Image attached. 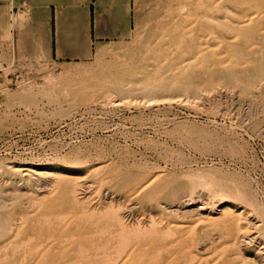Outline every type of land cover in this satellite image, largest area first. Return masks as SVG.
Wrapping results in <instances>:
<instances>
[{"label":"rangeland","instance_id":"rangeland-1","mask_svg":"<svg viewBox=\"0 0 264 264\" xmlns=\"http://www.w3.org/2000/svg\"><path fill=\"white\" fill-rule=\"evenodd\" d=\"M99 46L0 45V264H264V0H140Z\"/></svg>","mask_w":264,"mask_h":264},{"label":"crops","instance_id":"crops-1","mask_svg":"<svg viewBox=\"0 0 264 264\" xmlns=\"http://www.w3.org/2000/svg\"><path fill=\"white\" fill-rule=\"evenodd\" d=\"M137 1L0 0V45L19 62H85L129 37Z\"/></svg>","mask_w":264,"mask_h":264},{"label":"bare ground","instance_id":"bare-ground-1","mask_svg":"<svg viewBox=\"0 0 264 264\" xmlns=\"http://www.w3.org/2000/svg\"><path fill=\"white\" fill-rule=\"evenodd\" d=\"M232 2H233V1H232ZM20 168H21V167H20ZM17 169H18V168H17ZM30 169H31V168H30ZM24 170H26V169L24 168ZM31 170H32V169H31ZM16 171H17V170H16ZM18 171H21V170L18 169ZM238 214H239V213H238ZM240 214H241V213H240ZM239 217H240V215H239Z\"/></svg>","mask_w":264,"mask_h":264},{"label":"built area","instance_id":"built-area-1","mask_svg":"<svg viewBox=\"0 0 264 264\" xmlns=\"http://www.w3.org/2000/svg\"><path fill=\"white\" fill-rule=\"evenodd\" d=\"M12 54V53H11ZM13 56V55H12ZM14 57V56H13Z\"/></svg>","mask_w":264,"mask_h":264}]
</instances>
